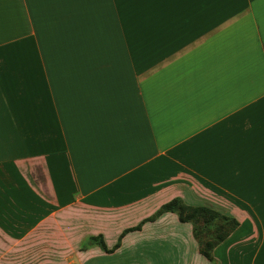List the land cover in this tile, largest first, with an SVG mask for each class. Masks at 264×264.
I'll return each instance as SVG.
<instances>
[{"label":"crops","instance_id":"crops-1","mask_svg":"<svg viewBox=\"0 0 264 264\" xmlns=\"http://www.w3.org/2000/svg\"><path fill=\"white\" fill-rule=\"evenodd\" d=\"M174 199L239 224L211 262L167 213L88 263L264 264V0H0V264H49L66 209Z\"/></svg>","mask_w":264,"mask_h":264},{"label":"rangeland","instance_id":"rangeland-1","mask_svg":"<svg viewBox=\"0 0 264 264\" xmlns=\"http://www.w3.org/2000/svg\"><path fill=\"white\" fill-rule=\"evenodd\" d=\"M191 207H206L218 213L219 216H225L228 217L229 219H232V217L230 216L227 210V207L222 208L220 206H214V205L191 206ZM215 208H220V209L216 210ZM158 210H156L148 218H151ZM96 214H102V213H98V212L95 213L94 211H90L86 208L76 206L71 209H66L64 211H61L59 213L60 217L56 218L58 223L51 221L48 224V226L45 227L49 233L47 239L49 244L52 246H56L57 244L59 247L58 249H55L52 246L49 247V253H48L49 264L51 261L53 262V264H75L77 261H79V264H127L128 261L126 260V258L134 256L133 254L129 255L130 253H123L120 256H114L109 259L96 258V260H93L92 258L91 262L88 263L87 254H86L88 251H93L96 253H108L107 251L106 252L103 251L102 245H105L106 249L111 250L114 247V245L117 243V240L120 236V235L118 236L115 244L111 248H108L107 245L105 244L103 235L102 234L95 235L93 233L92 227L93 226L102 227L103 224L106 223L116 226L115 227L116 230L119 228L123 229L124 227H128L127 229H131L138 226L139 223H141L142 221L139 222L138 224L132 221H127L121 213H118L121 216L118 215L109 216L108 219H110V222L109 221L105 222L103 221L102 217H97ZM91 217L92 219H94L93 221H89ZM58 220H60L61 222H59ZM190 225L192 227V230L193 228L197 230L198 237L202 239V241L212 242L218 238L219 234L226 233L229 229L230 224L223 223L221 219H217L207 224L199 223L196 226L192 224ZM147 241L148 239L142 240V242L144 243H147ZM72 242L74 244V251L77 250L79 256H77L76 252L74 253L69 252L68 249ZM132 244L133 242L126 243L125 249L123 251L125 252L134 251V248L132 247L134 245ZM56 250L58 252H56Z\"/></svg>","mask_w":264,"mask_h":264},{"label":"trees","instance_id":"trees-1","mask_svg":"<svg viewBox=\"0 0 264 264\" xmlns=\"http://www.w3.org/2000/svg\"><path fill=\"white\" fill-rule=\"evenodd\" d=\"M172 213L176 214L178 221L183 224L190 223L194 226H196L199 223L207 224L212 222L213 220L221 219L223 223H229V229L226 233L219 234L218 238L215 241H202L198 237L197 230L193 228L192 234L193 238L197 242L199 253L203 258H205L207 261L211 262L212 259V252L213 250L222 242H224L231 233L238 227V223L232 218L229 219L225 216H219L218 213L206 208V207H191L186 206L182 203L180 199H174L164 205L161 206V208L151 217L148 219H145L141 223H139L138 226L135 228L124 230L121 235L119 236L117 243L114 245V247L111 250L106 249L105 245H102L103 251H107L108 253H112V251H115L119 248L121 239L128 233L136 232L141 229V227L148 222H154L159 217H161L164 214Z\"/></svg>","mask_w":264,"mask_h":264}]
</instances>
